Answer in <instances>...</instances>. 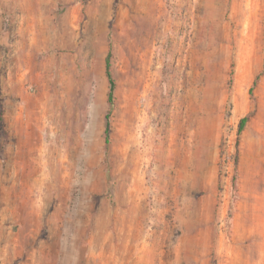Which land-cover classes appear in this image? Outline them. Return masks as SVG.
I'll use <instances>...</instances> for the list:
<instances>
[{
	"label": "rangeland",
	"instance_id": "374dc122",
	"mask_svg": "<svg viewBox=\"0 0 264 264\" xmlns=\"http://www.w3.org/2000/svg\"><path fill=\"white\" fill-rule=\"evenodd\" d=\"M7 1L0 264H264V0H43L66 39L41 113Z\"/></svg>",
	"mask_w": 264,
	"mask_h": 264
},
{
	"label": "bare ground",
	"instance_id": "6f19581e",
	"mask_svg": "<svg viewBox=\"0 0 264 264\" xmlns=\"http://www.w3.org/2000/svg\"><path fill=\"white\" fill-rule=\"evenodd\" d=\"M7 2L10 9L19 12L4 38L7 46L11 47L12 53L9 56L16 59V70L24 71L25 83L35 84L38 87L39 93L29 94L30 105L34 109H39L40 113L45 112L51 103V100L42 96V88L46 83L51 84L56 80L59 94L57 101H61L59 97L64 98L62 91L64 85L63 54L58 53L63 48L66 39L63 23L62 21L58 24L53 22L48 16V11L42 6L43 0H27L26 5H21L19 0H8ZM30 154H34L33 149L30 150ZM56 154L59 156L62 153L57 150ZM43 156L44 154H41L39 158ZM50 164L49 161L46 166L50 171L49 184L52 185L57 175H51ZM46 166L43 167L44 170ZM99 237V233H96L93 250L98 248ZM115 250L119 251L120 247Z\"/></svg>",
	"mask_w": 264,
	"mask_h": 264
},
{
	"label": "trees",
	"instance_id": "16d2710c",
	"mask_svg": "<svg viewBox=\"0 0 264 264\" xmlns=\"http://www.w3.org/2000/svg\"><path fill=\"white\" fill-rule=\"evenodd\" d=\"M111 57H112V49H110L109 52H108V54H107V57H106V65H105L106 73H107V76L109 78V83H110V89H109V94H108V101L112 105L113 104L114 90H115L116 82H115V79H114V76H113V73H112ZM106 119L107 120L109 119V113L106 115ZM248 121H249V117L248 116H245V117H243L240 120L239 130H238V136H240L242 134V132L245 129ZM3 123H4L3 117H2V114H0V125H1V129L4 127V124ZM109 126H110V124L107 121L106 129H105V131H106V143L107 144H109V137H108V134H109V131H110V127Z\"/></svg>",
	"mask_w": 264,
	"mask_h": 264
}]
</instances>
